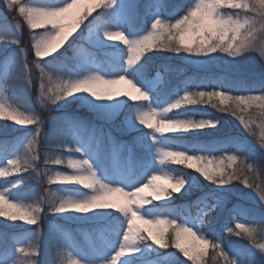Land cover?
<instances>
[{"label": "trees", "instance_id": "1", "mask_svg": "<svg viewBox=\"0 0 264 264\" xmlns=\"http://www.w3.org/2000/svg\"><path fill=\"white\" fill-rule=\"evenodd\" d=\"M27 1L32 3L44 0ZM147 1L140 0L139 2L140 4L136 9L135 27L125 26L132 35L150 27L148 21L151 13L144 6V3L145 5L148 4ZM107 2L104 1V3ZM177 2V8L172 9L169 7V0H161L163 7L160 9L164 19L175 11L180 12L179 16L187 12L190 0H177ZM182 6H185L184 9ZM102 11H104L103 4L97 7L93 13H86L82 16L83 19L78 26V37L81 38L85 35L86 29L92 25L94 18L98 17ZM235 11L238 12L237 9ZM245 13L255 15V13H248L247 11ZM0 16L2 17L0 22L5 24L12 22L15 25H20L15 37L19 40V43L13 44L7 39L1 41L0 57L2 53L4 54L8 50L13 51L16 60L25 61L28 75V78L25 79L23 72L9 74V81L7 83L2 82L6 100L12 108L21 112L25 110L31 112L42 121L40 132L36 134L35 125H18L13 120L0 118V150L11 151V149L16 148L18 137L27 132L36 137L35 147L32 150V153L36 156V160L33 161L34 167L18 173L10 172L7 177H0V181L5 179L10 182L21 181L15 189H12V192L13 196L22 198L25 205L33 204L42 198L47 199V202L42 206L41 217L35 225H30L23 220L10 221L6 217H0V237H2L0 238V260L7 258V251L12 245V234L34 228L36 230L33 233L39 235L35 238H31L30 235L29 238L24 240L21 247L28 249L31 245H35L37 255L31 258L37 260V264H60L58 249L63 248L64 251L66 249L67 240L64 238L62 231L66 229L68 223L63 221L58 213L49 211V204L52 200L50 193H55L57 196H66L68 193L86 189L58 183L48 184L47 174L54 173L56 168L66 167V165L65 163L60 165L45 164V154L52 159L59 157L64 160L67 152L65 142L69 143L72 131L77 130L79 132L81 127L89 128L93 123L99 121L96 120L97 117L92 111L80 103L79 99L62 100L49 107L40 105L37 98L40 91L41 71L34 63L39 58L33 52L32 37L44 32L46 28L30 29L15 8H7L5 0H0ZM256 27L261 29L260 24H257ZM256 35L258 36L259 33L257 32ZM21 48L25 50L23 54L20 53ZM194 58V53L181 51L177 54L166 49L153 47L144 53L141 61L132 69V73L140 65H143L144 75L147 74L149 80L159 70L162 73L163 83L158 86L157 93L163 102L175 97L182 90H185L184 88L209 90L220 86V83L224 81L233 82V86L227 91L220 87L225 92L264 96V90L260 86V82L264 81V62H262L259 51L247 58L244 54H242V57H230L227 53L223 57L222 52H219L215 54V59L209 61V66L205 71L194 63ZM75 62L72 42L60 49L54 56L40 60L41 66L52 74L54 82L65 81L78 73L79 69L76 67ZM20 64L22 65V62ZM51 86L54 87V83ZM196 101L192 104H183L178 110H172L173 117H197L201 114L200 110H203L205 115L215 120V127L183 135L162 134V141L173 148L188 149L190 152L201 150L202 147L203 150L212 153L232 152L237 159L231 165L232 167L227 168L223 173L231 172L240 167L241 161H243L244 175L249 178V181L264 186V148L260 147L261 134L264 132V120L261 119L260 114L264 113V106L253 105L244 112L241 111L242 108H237L231 102L222 104L216 97L211 99L203 97L196 99ZM131 104L127 103L124 106L120 115L113 122L115 125L123 128V117L129 113V105ZM222 108H231L232 110L221 111ZM252 113H255V118L250 119L251 131H249L240 123L237 117L243 115L248 118L249 114ZM69 121L75 122L78 126H71ZM110 130L114 138V144L121 138H130L143 131L130 132L124 136L120 135L121 138H119V134L116 135L112 129ZM28 139H31V136ZM102 140L104 145L106 138L103 137ZM23 145H27V141ZM19 148L16 155H25L26 148L22 145ZM104 150H107L108 153L107 147ZM125 154L126 151L123 152V157ZM133 158L137 159L134 156ZM164 167L174 176L186 175L187 180L191 179L194 186L187 193H172L170 201L166 204L155 201L145 205V209L155 214H166L173 217L184 215L192 219L194 214L206 202L217 204V207H213L212 213L209 214L202 227L209 245L203 262L199 264H226L223 256H227V258L228 256H234L243 264H264V253H261L252 240L235 225V220L238 219L253 226L257 230V239L264 242V237L259 234V230L264 229V202L253 199V194L257 195L253 188L247 187L240 179L232 180L227 185L213 183L204 179L195 168H189L186 163L175 164L165 161ZM134 168L136 169L135 166ZM6 186L11 189L10 184ZM45 189H48L49 192L46 193ZM56 202L58 203V201ZM113 216L117 221V214L114 213ZM49 219L53 220V225L49 223ZM228 228L233 229L232 234L228 232ZM174 231L173 228H169L167 231L168 246L166 248H160L151 239L138 242L137 245L149 248L150 258L158 257L167 252L173 253V257L163 264H197L173 246ZM236 232L241 234L236 235ZM141 233L148 236L145 232ZM75 243L80 250L84 251V249L90 248L86 243L80 245L77 240ZM214 244H219L222 251L215 249ZM213 256L216 258L213 259ZM17 258L20 260L27 259V257L20 254H16L14 260ZM145 261V259L131 258L126 263L119 262V264H144Z\"/></svg>", "mask_w": 264, "mask_h": 264}, {"label": "snow or ice", "instance_id": "2", "mask_svg": "<svg viewBox=\"0 0 264 264\" xmlns=\"http://www.w3.org/2000/svg\"><path fill=\"white\" fill-rule=\"evenodd\" d=\"M6 2V0H5ZM207 3V0H198V2L190 5L187 7V12L186 14L179 16V18H175L174 22H171L169 19H164L157 9L163 7L161 0H149L148 4L146 5V8L150 11L151 16L148 21V25L150 24V28L147 27L145 31L141 33V35L137 36H129L127 33H125L121 27L120 24L117 23L116 17L118 14H120L123 17L130 16L136 8V2L135 0H108L107 3L104 2H98L95 4V7H100L101 4H103L104 11H102L98 17H95L93 22H92V27L89 29V37L92 40V45L100 48V49H111L112 51L110 53H106V59L110 61L109 64H97L95 61H89V60H84L81 63V70L83 71V76H78L77 78L74 79H69L67 81H57L53 82L54 87L60 88V87H68L71 85V91L72 93H91V97L96 98L97 100H100L102 98H107L108 100H112L114 96H120L121 94L119 93H113L111 88L107 90H102L98 89L97 86L103 85L101 82L100 85L96 83L97 80H100L102 77L104 80H114V84L118 83L121 80L125 79H118V77H126L127 82L131 81V84L136 87V91L141 92L146 94L147 99H142L141 96H133L131 97L132 100H145V101H152L147 105V111L143 110L144 106H138L135 111V115H132V112L130 111L128 114L125 116V124L126 127L134 129L136 127L137 121L140 125L147 124L149 129H153L154 124L151 122L153 119L151 116L153 115L152 110L155 109L156 114H158L160 111H157V107H159V104L162 103L161 99L158 96V93L154 89V83L149 82L145 79L144 77V66L140 65L139 68H137L133 73L129 74L128 73V68H131L133 65H136L138 62L141 61V57L144 56V53L147 50L141 49L143 51L142 56H138L137 60L135 63L132 64H127L125 63V60L123 59L124 56V49L119 48L118 45L112 44L109 45L105 42L103 39L104 37H107L109 40L113 39L114 37H118L120 40L122 38H125L127 36V40L129 41H139L141 38L144 39H151V36L154 33L155 28L163 27L165 32H168L169 29H171L170 33V39L174 41V44L171 48V51L176 52V51H183V52H188L192 53V45H193V40L194 38H185L186 33H192L193 37L197 34H199V31H201L205 26L206 22H201L199 25H197L198 32L193 33L191 31L192 28V20L190 17H195L197 15V12L200 8L204 7ZM61 4L64 6L66 4H70L67 2V0H61L60 4L56 3H42L39 5L35 6H30L28 3L21 4V0H12V3H6L7 8L9 9H16L18 13L24 18L26 21L28 27L29 24L31 23V14L32 12L37 9V8H53V7H63ZM241 7L239 9L242 10H247L248 13H255V15H247L243 18L240 17L239 13L236 14V17L233 19V23L239 27V30L237 31L234 39L228 44L226 47H222V43L224 39H227V37H222L221 38V43H217L216 45L212 47H208L206 49H200L197 48L195 52L197 53L196 55L198 56H207L209 61H212L215 59L210 54L216 53L217 51L227 53L228 56L232 55L230 53V49L236 45V42L239 41V45L237 47V51L242 50V54L248 51H257V47L254 43L255 40V33L257 31L255 24L258 18L264 14V0H240ZM183 9L185 6H182ZM218 11L217 8L213 7L212 8V13L215 14ZM185 18L188 19V27L184 31L177 32L176 29L180 28L182 24L185 22ZM83 17H79V24ZM75 21V20H74ZM71 25V24H70ZM117 28L122 31H110L109 29L111 28ZM16 31H19L20 25L16 24L15 25ZM30 29L36 30L39 28L32 27ZM261 29H264V25L261 26ZM146 34H143L145 33ZM114 33H122V37L120 35H113ZM9 40L13 44H18L19 40L15 39L13 37H5V36H0V40ZM125 44V43H124ZM126 45V44H125ZM127 46V45H126ZM34 49V48H33ZM152 49L151 44H149L148 50ZM25 50L23 48L20 49V53L23 54ZM56 52V51H54ZM53 52V53H54ZM128 52L129 49L127 47V59H128ZM35 53V50H34ZM242 54L236 56V57H242ZM36 55V53H35ZM261 55H264V52H261ZM50 55H46L45 57H49ZM44 57V58H45ZM146 57V56H145ZM187 59V58H185ZM41 66V64H40ZM26 67V65H25ZM105 68L108 69V71H105ZM106 76H111L114 78H105ZM10 79V76L8 74V71L5 70L3 73L2 80L4 83H7ZM113 84V85H114ZM233 86L232 81H224L220 83V87L223 88L225 91L231 89ZM261 89L264 90V81L260 82ZM83 89L84 91H81ZM143 89V90H142ZM200 94H204L203 97L207 95L209 99H211L213 96H219L221 97V103L223 104L225 100L228 99V97L224 94V92H212V93H205V92H200ZM127 95V93L123 94ZM72 95H65L62 98L57 100V103L66 100L68 97ZM99 96V98H97ZM232 100L236 103L237 107H240V105H245L246 107L242 108L241 111L246 112L247 111V106L250 105L253 102H259L261 106H264V96H234L231 97ZM81 99H87L86 97H81ZM188 97L183 96L180 99L175 100V102L169 103L167 108L168 112L173 110V109H179L181 108L182 104H192V102H188ZM122 101L121 103H123ZM153 103H156V107L153 106ZM93 107L97 108H103L108 110L109 114L114 116L116 115V109L119 107L118 104H99V105H92ZM0 107H3L4 111V116L0 118H4L7 120H13L15 121L16 124L18 125H35V132L36 134H39L40 128L38 127L39 120L38 116L32 114L31 112L24 111L21 112L18 109L11 108L8 106L6 108L4 103H0ZM131 108V106L129 105ZM231 111V108L228 109H221V111ZM235 114V113H234ZM240 120V123L244 125L246 129L251 131L250 128V123L251 120L246 118L243 115H240L237 117ZM165 119L172 120V121H178V120H184V119H176L173 117L166 116ZM202 120H208L210 121L211 127H215V120L214 119H202ZM140 121H143V123H140ZM70 125L73 127H77L78 125L73 122L69 121ZM187 127V131L189 130H197V129H203L205 127L201 126H187L184 124H161L160 127L154 131V133H166V132H177V131H183L179 129H183ZM264 136V132L261 134ZM28 136H31V139L27 140V145H22L26 148V153L32 152V150L35 147V142H36V137L34 135L29 134ZM27 136V137H28ZM149 139V137H148ZM150 139L153 141L151 143L152 148H156V152L161 156V154H167L171 152H182L187 154L188 150L184 149L181 151H166L164 147H156V142H157V137L155 134L151 135ZM63 146V145H62ZM203 150V147L201 148ZM72 152L74 153H81L82 149L80 147H75L74 149H71ZM15 155V149L13 151H7V150H0V165H4L5 159H7V166H0V177H7L10 172H21V171H27L29 168H32L29 164V162L25 159V155H20V156H15V158H8L10 156ZM189 155V154H187ZM195 155V154H192ZM189 155V156H192ZM178 161H181L182 164V158L181 157H176ZM229 160L235 161L237 158L235 156H230L228 157ZM52 158H50L47 154H45V160L44 163L48 164ZM74 162L78 161H86L87 166L90 168L91 173H94L95 179L99 180L101 183L108 185L109 188L111 189H125V186L121 187H112L113 185L110 182H104L98 177L97 171L94 169L92 163L90 162L89 159L84 158L81 156L79 159H72ZM193 161V160H189ZM55 165H60V164H55ZM79 167V164L76 165ZM189 168H192L194 165L192 163H188L187 165ZM231 168L232 166L229 165ZM240 167H244L243 161H241ZM237 167L231 172H229V178L228 180H224L220 183L219 185H227L229 184L230 181L232 180H242V182L249 188H253L257 195L259 196V199L261 202H264V186L261 184H253L249 181V178L244 175L243 172L239 171V168ZM251 167V166H248ZM201 172L204 173V176L206 177V180L212 181L214 179V176L212 174H209L208 172H204L203 169L200 170ZM185 179H187V176L185 175ZM143 180L138 181L136 183H130L127 188L132 189V188H138L136 185L138 183H142ZM21 183V181H16V182H10L7 179L0 181V198L4 200V202L9 205L12 209H24L28 205H25L23 203L22 198L13 196L12 189H15L17 185ZM11 185V189H8L5 187V185ZM119 185V184H117ZM185 186V185H184ZM171 187V186H170ZM89 189V188H87ZM112 193H116L113 191ZM128 193H131L129 191ZM92 195H85L83 198H87ZM9 201H14L13 203H9ZM122 205H118L115 203H105L102 206L97 207L95 204L90 205L89 208L91 210H108V209H116L119 213H122L120 211ZM213 207H217V204L211 205L208 207V211L205 212L203 217H199L200 222L204 223L206 219L208 218L209 214L212 213ZM89 208H81L77 213H88L90 210ZM133 211H137V209ZM140 211V209H139ZM54 213H65L61 211H56ZM123 214V213H122ZM145 213L144 215H146ZM0 217H6L10 221H17V220H22L23 218H18L12 216L10 213H5V212H0ZM129 216L123 214V219L120 220L118 219L117 222L108 230L112 235L119 237V239L115 240L112 242V252H115V255H109L108 260L103 261L102 264H119V262L122 260V258L125 257V253L127 252H135L138 251L139 249L136 247L137 243L129 245L126 241V233L129 228ZM125 221L127 223V227L125 228ZM38 221L35 222H27L30 225H35L37 224ZM185 223H189L188 221H185ZM241 223L236 224L240 225ZM184 228L190 229L193 232V228L195 227L194 223H189V226H184V224H181ZM254 232L255 229H252ZM228 232L230 234L233 233L232 228H228ZM195 233V232H193ZM237 233V232H236ZM235 233V234H236ZM39 234L38 233H32L31 238L37 237ZM122 236V240L120 237ZM196 236V233H195ZM2 238V237H0ZM101 239H104L107 242V238L101 234ZM148 239H151V233L149 232L148 234ZM249 239L252 240L253 244H255L254 238L249 237ZM206 240L207 239H202ZM142 242V241H140ZM209 243V241H208ZM118 245V249H117ZM177 247H183L182 244H177ZM213 247L217 249L218 251H222L220 248L219 244H214ZM128 249V250H125ZM36 248L35 245H31L30 248L26 249L24 247H17L15 249L16 254L23 255L27 257L25 260H20V259H15L14 261L11 262V264H28L29 258L34 254ZM204 254V253H203ZM203 254L201 256H203ZM184 256L188 257L189 259L196 260L197 257L194 256L191 252H184ZM58 256L60 257V264H65V259L68 260L69 264H79V261L77 259H74L70 256V254H66L63 248L58 249ZM216 257L213 256V259ZM223 259L228 262V264H231L232 260H228L227 256H223ZM0 264H8L7 260L0 261Z\"/></svg>", "mask_w": 264, "mask_h": 264}, {"label": "rangeland", "instance_id": "3", "mask_svg": "<svg viewBox=\"0 0 264 264\" xmlns=\"http://www.w3.org/2000/svg\"><path fill=\"white\" fill-rule=\"evenodd\" d=\"M173 1L176 2V0H173ZM67 2L72 3V0H67ZM135 2H136L137 6L135 8V11L130 16L123 17L120 14H118L116 17V20H117V23L121 25V27L125 33H127L129 36H137L138 37L146 29H142L138 33H136L135 35H132L129 33V30L126 29V27H125L126 25L129 28L135 27L134 23L136 21V14H137L136 9L139 6L140 0H135ZM147 2H149V0ZM196 2H198V0H190L189 6L196 3ZM25 3H28L30 6H35V5H39L42 3L60 4L61 0H46V1H42V2L40 1V2H36V3H31V4L27 0H21V4H25ZM96 3H98V0H78L77 4L73 8L69 9L67 13H65V23L72 24L75 19L83 16L84 14L93 13L95 11V9L97 8V7H95ZM61 6H63V5L61 4ZM144 6H146L145 3H144ZM156 11H158V13L163 17V15L161 14L160 8L157 9ZM219 11L222 13H227L229 15H232L233 18L236 17L237 13H239L241 15V18H243V16L246 14L245 11H247V10L237 9L238 12L236 13L235 9L222 7L219 9ZM1 18L2 17L0 16V19ZM171 22H174V20ZM91 27L92 26H90L87 29L85 36L82 38L78 37V35H77V33H78V27H77L76 30L73 31L69 35V38L66 40V42L61 47H59L57 50V51H59L61 48L64 47V45H66L70 42L73 43L74 58L76 60L77 68H79V72L77 74L73 75L72 77H70L69 79H74V78H77L78 76H83L84 73L81 70V63L84 60L95 61L97 64H101V63L109 64L110 63V61H108L106 59V53H110L112 50L111 49H100V48H97V47L92 45V40L89 37V29ZM44 28L49 30L50 26H45ZM109 30L113 31V32L122 31V30L117 29L115 27L111 28ZM143 34H146V32ZM0 36H7V37L15 38L16 37L15 24L12 22L10 24H5L4 22H0ZM125 38H127V36ZM185 38L188 39V38H194V37H193L192 33H186ZM103 39L109 45L115 44V45H118L119 48L124 49L123 59L125 61L127 60V46L123 43L122 40H120L118 37H114L111 40H109L107 37H104ZM33 51H34V49H33ZM56 52L52 53L49 57L54 56ZM219 52L220 51H217L216 53H213L210 55L215 57V54H217ZM255 53H257V51H248V52H245L243 54L247 58V57L253 56ZM12 55H13L12 52H7L4 56L0 57V103H4L6 108H8V106H10V105L8 104V102L6 100V96L4 94V89H3V85H2V77H3L4 71L7 70L8 74L11 71L21 72V73L23 72V75L25 77H27V70H26L27 67H25V65H26L25 61L24 60H20V61L14 60L12 58ZM225 55H226V53L222 52V56L224 57ZM45 58H47V57H45ZM21 62H22V65L20 64ZM194 63L205 71V70H207V68L209 66V59L207 56H198L195 54ZM134 67H135V65H133L131 68H128L129 74L132 73V69ZM105 71H108V69L105 68ZM144 77L147 81L154 83V89L156 92L158 91V86L161 83H163L162 82V73L159 72L158 70L153 74V76L149 80L147 79V77H148L147 74H145ZM105 78H114V77L106 76ZM97 87H98V89H102L105 86L100 85ZM110 88H111L113 93H119L121 95L120 96H114L112 100H108L107 98H102L100 100H97L96 98L91 97V95L88 93L80 92V93L73 94L72 96L68 97L65 100V101H67V100H72L74 98H79L81 103L84 104L85 106H87L90 111L94 112L95 115H97L98 120L100 121V124H97V125L94 124L88 132L87 131L85 132L84 135L76 134L75 132L72 133L71 139H70L72 149H74L75 147H80L82 149V152L81 153H74L72 151L68 152L64 157L65 164L67 165L68 158L79 159L81 156H83L84 158H87L90 160L94 169L98 173V177L102 181L112 183L113 184V185H111L112 187L125 186L126 187L124 189L125 192H129V191L133 192L135 190V188H132V189L127 188V186L130 183H136L138 181L143 180V182L138 183L136 185V187L141 188L142 194L145 195L146 197H148L151 200V203H153L154 201H157V200L152 199L153 193L151 192V190L149 188L143 187V185L147 184L148 180L150 179V177L152 175H156L159 177V176H163L165 174H168L170 172L165 169L164 163H160V155L156 152V148L151 147V143H153V141L150 139L151 135L155 134L157 137L156 147H164L166 151H181L183 149L173 148L169 144H166V143L164 144V142H162L160 140V138H161L160 133H154L153 129H149L145 125H140L138 123V121H137L136 127L134 129L126 127L125 119H124V128L121 130L123 132V134H127L129 132H134V131H138V130H143V131L136 133L131 138H122L121 140H119V142H118L119 148L117 150V153L120 151V149L124 148L125 150L128 151L127 153L129 154L126 162L124 163L125 166L127 167V170L125 172L122 171V167H121L122 164L117 163L116 154L114 152L113 154L111 153V155H113V157L115 156V158L112 159V161L108 165V168L113 167V169H112L111 173H108L105 170L106 163L103 162L102 160H100V158H99L100 154L98 155V149H96V147H98L97 139L101 135V128L103 127V125H105V123H111L114 120V118L120 113L124 104L132 103L130 105L131 108L129 107V111H131L132 115L134 116L136 108L138 106H144L143 110L147 111L148 110L147 105L152 102V101H145V100H132L131 97L139 96V93L136 91V87H134L132 84L127 82V78L125 80L119 81L118 83H116L114 85H111ZM200 92H205V93L224 92V94L227 97L261 96L260 94H234L231 92H225V91L221 90L220 86H218L214 89H209V90H207V89L189 90L186 88L185 90H182V92L177 94L175 97L168 99V100H165L164 102L160 103L159 107H157V111H160L163 108H167L169 103L175 102V100L182 98L186 93L189 94L190 99H193V98L195 100L199 99V98L201 99V97L198 95ZM125 93H127L126 96L123 95ZM192 94H197V95L193 96ZM81 97H86L87 99L86 100L81 99ZM205 97H207V95ZM213 97H216L221 101V97H219V96H213ZM122 101H124V102L121 103ZM226 102H231L236 106V103L232 99H227L224 101V103H226ZM99 104H118L119 107L116 109V115L112 116L109 114L108 110L92 106V105H99ZM253 105H260V104H259V102H253L250 105H248L247 108H249ZM153 106L156 107V103H153ZM244 107H246V106L240 105V107H237V108H244ZM173 110H178V109H173ZM171 111H169L167 113V116L173 117ZM200 113H201L200 116H197V117L182 116V117H173V118H176V119H193V120L212 119L209 116L205 115V111L200 110ZM151 122L153 124H155L156 120H152ZM207 128H213V127L208 126V127L203 128V129H207ZM106 130L108 131V129H106ZM198 130H202V129L189 130V131L166 132L165 134L183 135V134L195 132ZM115 131H116V133L121 132L118 128H115ZM29 134H30V132L25 133L24 136L19 138V141L17 142V144L22 145V144L26 143V141L29 138V136H28ZM85 135H87V136H85ZM109 136H110V134H109ZM148 137H149V139H148ZM93 145H95V148L93 147ZM66 148L67 149L69 148L68 144H66ZM114 151H116V150H114ZM110 152H112V150ZM133 154H137L138 158H141V161L139 162V170L137 172H134V170H133V161H131V156ZM187 154H189V155L195 154L198 156L206 157L209 161L214 162L216 165L222 166L221 169H217V173H216L217 175H219L221 171L224 172L227 168H229V165L233 164L234 161L229 160L228 157H230V156L236 157V155L232 152L212 153V152L206 151V150H198L195 152L188 151ZM15 156H16V150H15V155L10 156L8 158H15ZM119 163H121V160ZM185 163L187 165H188V163H192L194 165L193 168H195V169L198 167V162L195 160L187 161ZM0 166H7V159H5L4 165H0ZM57 171L68 174V175L77 174L73 169L69 168L68 166L66 169H64V168L63 169H57L55 172H57ZM209 171L210 172L213 171L211 164L209 165ZM171 175H173V174H171ZM154 183L167 185L168 181L163 180V179H157L156 181H154ZM67 184H75V183H67ZM117 184H119V185H117ZM75 185L78 187H83V185H80V184H75ZM192 186H194L193 181L191 179H188V180L186 179L185 186L180 192L187 193ZM5 187L7 188L6 185H5ZM169 188H170V186H169ZM86 194L87 195H93L94 193L92 192L91 189H87V190L82 191V192L70 193L66 196L80 199V198H83ZM170 199H171V196L167 197L166 199L159 200L158 202L167 203L170 201ZM253 199L255 201L261 202L259 199V196L255 195V194H253ZM106 201L109 203H115L118 205H123L125 203V198L120 193H111L110 195H108L106 197ZM13 202L14 201H9V203H13ZM145 205L140 206V211H139V214L141 216H143L144 219L143 220H135L134 223L136 224V226L141 231L146 232L147 235L149 234L150 231H152V226L148 223H145L144 221L145 220H152V219L157 218V217L161 218V219L166 218L168 220H174L177 225L184 224V226H189V223L195 224V227L193 228V232L196 233V237H195L193 242L195 243L196 246H195V248H193L191 250V253L194 256H196L197 259L196 260L191 259V260L197 264L202 263L203 259L205 257L206 251L208 249L209 243L207 245H204L200 242L202 239H207V238H206L204 230L202 228L204 223L200 222L199 217H203L205 212L208 211V207L211 205H215V203L206 202L199 209V211L196 214H194V217L192 219H189L188 217H186L184 215L180 216V217H175V216L173 217V216H169L166 214H155V213H152L151 211L145 209ZM132 207L134 208V210L137 208V206H135V205ZM5 208H6V211H8L9 213L15 211V209L7 208L6 205H5ZM112 212H116L119 215L118 219H120V220L123 219V214L119 213L116 209L90 210L86 214L85 213H77L74 211H67L65 213H60V215L63 217L64 220H66L69 224H73L75 226V228H77L78 230L83 228L82 235L84 236V238L86 240L91 241V239H92V234L89 231L90 227H91V230L93 233V237L101 238V234L104 233L105 236L104 235L103 236L107 238V242L104 239H102V243L104 244V248H103V251L101 253L97 254L96 257H94V258H85L81 254L78 253V250L75 248L76 245L74 243H72V241H69V240L74 239L72 233L69 230V232H67L65 234V237L69 241V244L67 245L66 251L68 254H70V256L72 258L77 259L79 261V264H102L103 261L108 260L110 254L115 255V252H112L111 244L113 241L119 239V237L106 234L108 229L110 228V225L113 224V222L110 221V217L112 216V214H111ZM145 213H147V214L144 215ZM48 221H49V223H51L53 225L52 219H49ZM185 221H188L189 223H185ZM81 223H85V224L76 225V224H81ZM86 223H89V225H90V226H88L87 229H85V226L88 225ZM238 223L243 224L246 228L255 229L253 226L246 224L244 221L236 219L235 225ZM124 226H125V228L127 227L126 221H125ZM29 231L30 230H25V231L22 230V231L16 232V234L11 235L12 248L9 249V251L7 253V259H6L8 261V264H11V262L15 258V255H16L15 249L17 247H20L21 244L23 243L24 239L30 235ZM33 231H35L34 228H32V232ZM120 239L122 240V236L120 237ZM189 240H192V238H189ZM181 244L183 246H187L184 243V241H181ZM136 247L139 250L135 251V252L125 253V257L122 258L120 263H126V261H128L129 259H131L133 257H139V258H145L146 259L144 264H163L165 262H168L173 257V253L167 252V253H164L158 257L149 258V253H150L149 248H147L145 246L142 247V246H137V245H136ZM116 250H119L118 245H117ZM201 251H203V253H204L203 256L199 255V253ZM228 260H236L238 262V264H243L242 262L237 260L234 256H230V257L228 256ZM65 264H69L68 260Z\"/></svg>", "mask_w": 264, "mask_h": 264}, {"label": "clouds", "instance_id": "4", "mask_svg": "<svg viewBox=\"0 0 264 264\" xmlns=\"http://www.w3.org/2000/svg\"><path fill=\"white\" fill-rule=\"evenodd\" d=\"M78 0H72V3L66 4L63 7H53V8H37L31 14V23L29 24V28H44L45 26H50L49 30L41 32L39 34L33 35L32 37V47L35 50L36 57L38 60L34 61L36 66L40 68L41 71V82H40V91L38 96V102L43 107H49L57 104V100L62 98L65 95H73L71 91V85L68 87H52L51 85L54 82V78L52 74L47 71L43 66H40V60H42L46 55H51L54 51H57L59 47H61L66 40L69 38V35L76 30L79 26V18L75 19V21L70 25L65 23V13L68 12L69 9L73 8L77 4ZM98 2H104V0H98ZM6 3H12V0H6ZM215 7L218 11L213 14L212 8ZM231 8V9H239L241 7L240 0H207V3L204 7L200 8L195 17H190L192 20V28L191 31L193 33H197V25H199L202 21L206 22V26L199 31V34L194 36L193 45H192V53L197 54L195 50L197 48L206 49L208 47H212L217 43H221L222 37H227V39L223 40L222 47L228 46V44L234 39L239 27L233 23V16L227 13H222L219 11L220 8ZM240 15V14H239ZM247 16L245 14L243 17ZM241 17V15H240ZM188 19L185 18L184 24L180 26V28L176 29L177 32L184 31L188 27ZM257 24L261 26L264 25V14H262L258 20L256 21L255 27ZM257 29V27H256ZM55 30V31H54ZM257 32L259 35L257 36ZM171 29L168 32H165L163 27L155 28L154 33L151 36V39L141 38L139 41H129L127 38H122L123 43H125L129 49L128 59L125 61L127 64L135 63L138 56L143 55V50H148L149 44H151L152 48H162L166 49L169 52L174 44V41L171 40L170 37ZM113 35H120L122 37V33H114ZM254 43L257 47V51H259L260 56L262 58V62H264V55H261V52H264V29H257L255 33ZM239 45V41L236 42V45L232 49H230V57H236L242 54V50L237 51V47ZM175 53H180V51H176ZM188 53V52H186ZM118 79H126V77H118ZM67 81V80H65ZM103 83L105 86L102 90H107L111 85L114 84V80H104L102 77L100 80H97L96 83L98 85ZM131 84V81H129ZM134 86V85H133ZM135 87V86H134ZM81 91H84L81 89ZM139 95L142 99H147L146 94L139 92ZM91 95V93H88ZM193 96L197 94H192ZM201 98H203L204 94H198ZM185 97L189 98V94L186 93ZM99 98V96H97ZM228 99H232L228 97ZM188 102L196 103L197 101L193 99H188ZM4 109L0 107V117L4 116ZM153 115L151 118L156 120V123L153 126V130H157L161 124H184L187 126H201L208 127L210 125V121L208 120H193V119H184L178 121H172L165 119L167 116L168 110L162 109L158 114H156L155 109L152 110ZM261 119L264 120V113L260 114ZM38 127L40 128V124L42 121L39 117ZM255 113L249 114L248 119H254ZM143 123V121H140ZM146 127L147 124H144ZM183 131H187V127L183 129H179ZM260 147L264 148V136H261L260 139ZM176 157L182 158V164L189 160H195L198 162V167L196 171L199 172L205 179L204 173L200 170L203 169L204 172H208L214 176L212 180L213 183H220L224 180H228L229 172L223 173L220 172L217 175V169H221L222 166L216 165L214 162L209 161L206 157L192 155L189 156L182 152H171L167 154H161L160 163H164L165 161H170L171 163H181L178 161ZM25 159L29 162L31 167H34L33 161L36 160V156L32 152H28L25 154ZM52 164H62L65 161L56 157L50 161ZM79 164V167L76 165ZM212 165L213 171H209V165ZM67 166L73 169L77 174L68 175L62 172H54L51 174H47V183L48 184H67V183H75L83 185L84 188H89L94 193L92 196H89L84 199H77L68 196H57L55 193H50L52 200L49 204V211L56 212H67L74 211L78 212L81 208H89L90 205L95 204L97 207L102 206L107 203L106 197L110 195L113 191L116 193H120L125 198V203L121 206L120 211L128 215L129 218V228L126 233V241L129 245L135 244L140 241H144L148 239V236H144L141 233V230L134 223L135 220H143L144 217L139 214L140 206L151 203V200L142 194L141 188H136L133 192L128 193L123 189H111L108 185L101 183L99 180L95 179L94 173H91L90 168L87 166L86 161H78L74 162L71 158L67 160ZM240 172L244 173V167L239 168ZM39 175V172L37 173ZM157 179L167 180L168 184H158L154 183ZM186 183L185 175H176L173 176L171 173L165 174L163 176L152 175L148 180L147 184L143 185V187H147L153 193L152 199L157 201L166 199L171 196L172 193H179ZM169 186H171L169 188ZM45 192L48 193L49 190L45 189ZM58 201V203L56 202ZM47 202L46 198H42L41 200L36 201L33 204H29L24 209H15L14 212L10 214L14 217L23 218V221L26 222H35L38 221L41 217L42 206ZM5 205L7 208H11L7 205L2 198H0V212L9 213L6 211ZM137 206V211H133L132 206ZM89 210H91L89 208ZM145 223H148L152 226L151 240L154 244L158 245L160 248H166L168 246L167 242V231L169 228L175 229L174 231V239L173 246L179 249L182 253L191 252L193 248H195V243L193 242L195 239V233H193L190 229L184 228L182 225H177L174 220L154 218L152 220H145ZM237 228L240 229L243 233H245L248 237L254 238L256 247L260 250L261 253H264V242L257 239V230L254 232L251 228H246L243 224L237 225ZM240 232H237L236 235H240ZM259 234L261 237H264V229L259 230ZM192 238V240H189ZM181 241L187 246L177 247V244H181ZM202 244L207 245L208 241L201 240ZM128 250V249H125ZM203 251L199 253L202 255ZM37 252L35 250L34 254L31 256H36ZM29 258L28 264H37V260ZM226 264L228 262L226 261ZM231 264H238L236 260H232Z\"/></svg>", "mask_w": 264, "mask_h": 264}, {"label": "bare ground", "instance_id": "5", "mask_svg": "<svg viewBox=\"0 0 264 264\" xmlns=\"http://www.w3.org/2000/svg\"><path fill=\"white\" fill-rule=\"evenodd\" d=\"M179 11H175V12H172L170 13L166 19H169L171 21L175 20V18H178L179 17ZM175 16V17H174Z\"/></svg>", "mask_w": 264, "mask_h": 264}]
</instances>
